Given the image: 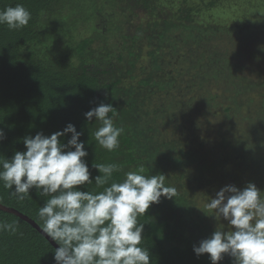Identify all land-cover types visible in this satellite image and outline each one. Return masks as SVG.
Instances as JSON below:
<instances>
[{"label":"trees","instance_id":"16d2710c","mask_svg":"<svg viewBox=\"0 0 264 264\" xmlns=\"http://www.w3.org/2000/svg\"><path fill=\"white\" fill-rule=\"evenodd\" d=\"M17 4L31 20L18 30L0 24V160L25 151L24 137L71 123L93 179L79 190L108 186L95 184L99 163L121 166L115 181L143 167L176 187L139 217L150 264H211L193 247L231 226L211 216L209 199L228 185L264 191V0H0V11ZM101 103L124 129L111 152L84 115ZM10 192L0 181V203L43 229L38 210L49 197ZM0 221L16 225L0 232V264H56L31 224L2 210Z\"/></svg>","mask_w":264,"mask_h":264},{"label":"clouds","instance_id":"9594fccd","mask_svg":"<svg viewBox=\"0 0 264 264\" xmlns=\"http://www.w3.org/2000/svg\"><path fill=\"white\" fill-rule=\"evenodd\" d=\"M30 20V11L21 4L0 11V24L10 30L27 26ZM117 114L111 104L103 103L84 114L86 120L95 118L99 123L94 139L110 152L119 148L124 131L114 123ZM68 133L71 138L64 144L60 137ZM81 135L69 123L50 136L38 132L24 137L25 151L0 160V181L20 201L32 189L49 197L38 216L43 221V233L59 245L53 257L56 264H150L149 250L141 246L144 223L139 217L152 204L160 203L161 197L173 199L176 187L166 185L163 174L145 175L143 167L115 181L113 173L119 172L121 166L99 163L92 165L99 172L95 184L108 186L100 192L79 190L78 186L93 183L84 159L88 155L85 142L79 141ZM4 138L0 129V140ZM262 192L251 182L243 189L234 185L221 188L215 198L209 199L207 208L217 221L226 220L231 230L216 228L198 247H193L194 253L208 254L211 264H218L225 255L233 257L234 264H264ZM15 230L14 223L0 221V232Z\"/></svg>","mask_w":264,"mask_h":264},{"label":"water","instance_id":"95a60500","mask_svg":"<svg viewBox=\"0 0 264 264\" xmlns=\"http://www.w3.org/2000/svg\"><path fill=\"white\" fill-rule=\"evenodd\" d=\"M0 210L12 213L18 216L20 219L25 220L26 222L31 224L35 229H37L55 247V249L59 247V245H57L55 241L51 240L50 237H47L46 234L43 233V229L33 219L28 217L26 214L22 213L21 211L13 207L4 205L2 203H0Z\"/></svg>","mask_w":264,"mask_h":264}]
</instances>
